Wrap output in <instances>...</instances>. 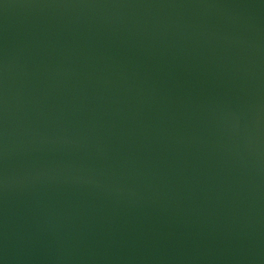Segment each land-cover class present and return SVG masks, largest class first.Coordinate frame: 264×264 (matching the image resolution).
<instances>
[{"label": "water", "instance_id": "obj_1", "mask_svg": "<svg viewBox=\"0 0 264 264\" xmlns=\"http://www.w3.org/2000/svg\"><path fill=\"white\" fill-rule=\"evenodd\" d=\"M0 264H264V0H0Z\"/></svg>", "mask_w": 264, "mask_h": 264}]
</instances>
